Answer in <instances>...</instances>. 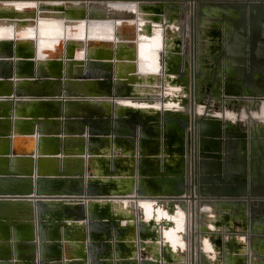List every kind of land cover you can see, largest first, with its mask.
Listing matches in <instances>:
<instances>
[{
  "label": "water",
  "instance_id": "1",
  "mask_svg": "<svg viewBox=\"0 0 264 264\" xmlns=\"http://www.w3.org/2000/svg\"><path fill=\"white\" fill-rule=\"evenodd\" d=\"M184 1L0 0V264H187L185 252L173 256L162 244L146 240L143 219L139 216L136 229L129 206L118 212L112 209L111 201L123 198L105 195L146 194L148 200L166 205L169 212L177 206L185 212L186 199L192 206L196 199L203 214L207 208L216 210L215 204L222 206L221 201L249 198L243 185L214 183L217 177L208 182V176H201L206 159L220 162L221 150L232 142L222 139L228 133L222 135V120L215 119L223 113L220 103V114L211 117L207 107L199 113L193 100L187 108L189 76L196 80V103L202 97L197 84L203 61L200 42L195 60L190 45L192 33L196 38L202 23L201 4L210 0H197L192 19ZM86 6L84 14L70 11ZM168 27L174 33L169 46ZM152 34L159 38L151 47L146 42ZM136 38V79L127 81L117 63L137 60L126 54L128 43ZM98 43L114 44L117 56H93ZM72 45L73 52L85 48V55H72L76 62L65 63L59 75V63L53 61L68 58ZM151 48L158 49V67L148 65ZM108 61L116 62L111 73ZM98 62L103 69L100 75L81 68L84 63ZM118 80L127 81L128 87ZM169 83L179 87L173 97L179 98L181 109L143 106L142 115L148 114L144 118L116 109L125 100L151 101L145 97L148 94L167 96ZM253 96L264 98L263 94ZM229 103L225 101L226 108ZM95 117L103 119L106 127L90 121L85 134L84 130L62 133L56 126L65 118L67 129H74L75 119ZM191 119L199 133L200 160L196 163H188L187 156L191 146L186 127ZM196 148L197 144L195 155ZM85 155L88 176L84 177L81 168L71 172L68 160L78 161ZM148 156L156 164L157 159L159 163L168 159L174 170L170 175L163 168L144 172L141 161ZM197 163H203L199 170ZM117 174L125 179L123 183L114 181ZM215 224L223 222L220 219ZM205 230L202 217L198 233Z\"/></svg>",
  "mask_w": 264,
  "mask_h": 264
},
{
  "label": "crops",
  "instance_id": "2",
  "mask_svg": "<svg viewBox=\"0 0 264 264\" xmlns=\"http://www.w3.org/2000/svg\"><path fill=\"white\" fill-rule=\"evenodd\" d=\"M198 4H196V11ZM201 6L205 12L201 15L202 23L199 32H196V38L192 34L190 49L195 60V50L198 49L197 46L200 42L199 53L203 58L202 66H200L201 76L203 74L204 76L200 77L199 81L203 82L202 86L209 90L203 91V102H200V98L197 103L196 98L192 99L193 106L198 109L199 113H203L207 107L209 112L206 113L208 117H211L220 114V109L214 110L216 114L210 112L212 106L219 107L220 103L223 113L222 116L217 115L218 117L216 116L215 119L222 120L220 125L222 126V135L225 136V132L228 133L232 141L229 151L226 146L221 150V167L212 168L211 159H208L207 164H210L206 166L208 177L210 179L217 177L216 181L224 185H243L249 198L245 199L244 195L238 198V202L230 200L224 201L221 207L214 206L216 210L207 208L203 226L206 229L204 233L208 240L203 245V237L199 235L198 250L203 255L200 257L198 253V258L200 257L198 262L199 264H264V98L252 97V95H264V0H221L220 2L210 0L202 3ZM168 30L170 32L166 42L169 46L174 33L169 27ZM158 38L152 34L149 42H157ZM137 47L128 44L127 56L136 58ZM112 51L115 56L116 48ZM157 51L151 48L148 53L149 60L152 55L155 60L154 63L149 61L152 68L159 66ZM137 64L135 63L134 66L136 69H138ZM131 65L133 66V63ZM132 66H126L123 68V72L126 75L132 72L131 68H134ZM193 68L195 72L197 70L195 63H193ZM99 72L98 69L94 71L97 75L103 71L100 69ZM162 73L163 71H161L160 82L164 78ZM133 76L136 77V74L134 73ZM188 80V89L192 86L195 89L194 75L189 76ZM199 81L198 83H200ZM179 92V87L169 83L165 86L167 96L157 93L148 94L145 97L151 98V101L137 103L125 100L119 103L121 108L116 107V109L129 111L128 114L131 117L135 115L142 117L141 108L143 106L176 111L182 106L179 104V98L173 97V95ZM219 93L222 94L218 95ZM232 94H239V97L232 96ZM168 95L170 96L168 97ZM192 100L187 95V108H190ZM227 100L229 102L233 100L231 102L233 108L230 105L226 108L225 101ZM113 104L116 103L113 102ZM124 106L126 108H122ZM231 110L234 112L232 115L229 114ZM123 113L119 114L124 115ZM144 120L146 121V119ZM119 127L122 129L121 126ZM222 139H226V136ZM225 155L228 157H224ZM162 162L159 163L157 159L156 164L148 156L142 159L141 168L144 172L163 168L168 173L166 175H170L174 170V163L168 159L165 160V163ZM119 176L121 175H115L114 179H117L114 181L121 184L125 179L122 180ZM158 176L163 175L158 174ZM211 182L214 181L211 180ZM111 202L112 209L116 212L126 210L128 206L132 209L137 229L140 225L139 203L118 204L114 201ZM165 207L166 205L157 202L144 203L145 214L142 219L145 239L149 241L152 239L162 244V248L170 255L184 256L186 246L182 243L181 227H178L181 219L180 210L175 209V211L169 212V210H165ZM200 213L201 219V210ZM220 219L223 224H215ZM158 233L160 235L157 238ZM153 237L157 239H153ZM149 254H153V251H149ZM152 260L156 261V259ZM145 262L147 261L145 260Z\"/></svg>",
  "mask_w": 264,
  "mask_h": 264
},
{
  "label": "bare ground",
  "instance_id": "3",
  "mask_svg": "<svg viewBox=\"0 0 264 264\" xmlns=\"http://www.w3.org/2000/svg\"><path fill=\"white\" fill-rule=\"evenodd\" d=\"M87 1V0H86ZM195 2V1H194ZM193 2V3H194ZM86 4H87V2H85ZM117 3V2H116ZM134 4H135V9L136 10H138V8H137V6H138V3H137V1H135L134 2ZM71 12H73V13H81V14H84L86 11H87V6L86 7H78L77 9H74L73 8V10H70ZM115 11H119L118 9H115ZM204 12H205V10H204ZM12 13V12H11ZM187 13H188V15H189V17H190V10H187ZM203 26V25H202ZM208 26V25H207ZM104 31H101L100 33L101 34H105V33H103ZM204 32V31H203ZM193 34V33H192ZM131 37H137L136 35H133V36H131ZM137 41H138V39L136 38V39H134V40H131L128 44H132V45H135V46H137ZM100 43V42H99ZM98 43V44H99ZM148 45H152V46H156L157 44V42H146ZM10 44H14L13 42H11ZM79 44V43H78ZM21 45L23 46V45H25L23 42H21ZM99 46L100 47H98L97 46V50H95V53L94 54H92L93 56H97V57H100V58H107V57H112L113 59L117 56V54H115V56H114V52L112 51V50H114V44L112 45L111 43H101V44H99ZM103 46H104V48H103ZM25 47V46H24ZM113 48V49H112ZM155 50H158V49H155ZM85 52H86V49L84 48V52H83V50L81 49H76L74 52H73V45L72 46H70L69 48H68V51H67V53H66V55H68L69 57L68 58H66V59H63L62 61H60V60H54L53 61V63H59V69H58V71H59V75H63V73H64V65H65V63L67 64V65H73L75 62H76V60H75V58H73V61L71 60L72 58H70L72 55H74V56H76V57H79L80 55H85ZM116 53H118V50L116 51ZM89 55H91V54H89ZM130 58H134V57H132V56H129ZM77 59H79V58H77ZM135 59H137V60H135V62L134 61H131V60H128V62H121V63H117V65H119V66H121V67H123V68H126V66H132L131 64L133 63V66L132 67H134L135 66V63H139V58H135ZM72 61V62H71ZM149 61H153V63H154V58H153V55H152V57H151V60H148V64H149ZM35 61H33V63H34ZM70 63H73V64H70ZM108 63V64H107ZM116 62H113V61H108V62H106V64L109 66V71H111V69L114 67V66H116V64H115ZM123 64V65H122ZM1 65V64H0ZM90 65V66H89ZM88 66H87V64L86 63H84L83 64V66H81V68H91V70H93L94 69V71L96 70V69H98V72L100 71V66H101V62H98V63H90ZM2 66V65H1ZM134 70H136V68L134 67V68H131V71L132 72H129L127 75L126 74H124L125 76H127L128 78L126 79L127 81H129V80H131V81H134L135 79H136V77L135 76H133L134 75ZM101 71H103V69L101 70ZM100 73V72H99ZM102 74V73H101ZM119 81V83L121 84V85H123L124 87H128V85H127V81H125V80H118ZM188 96L191 98V100L193 99H195L196 98V89H194V87H193V89L192 88H190V89H188ZM220 94H222V93H219L218 95H220ZM226 94H228V93H226ZM228 95H230V94H228ZM241 95V94H240ZM146 96V95H145ZM232 96H238L239 97V94H232ZM192 102V101H191ZM194 102V101H193ZM62 104H63V106H65V101H62ZM257 106V105H256ZM194 107V106H193ZM201 110H202V108H201ZM259 110V109H258ZM229 114L230 115H232V114H234V112L231 110V111H229ZM189 119V118H188ZM77 119H75L73 122L75 123V128L74 129H67V127L65 126V124H64V121H65V118H63V119H60L59 120V124H56V126L57 127H59L58 129H59V131H61L62 133H64V132H66V130L67 131H70V132H75V131H79V132H81V131H85V134H86V131H87V126H89V123H90V121H92V122H96V124H97V126L99 127V128H105L106 126H104V124H103V122L101 121V120H103V119H98V118H94L93 120H90V118H88L87 120H81V121H79V120H77ZM35 121H33V123H34ZM192 122V119H191V121L189 122V124H188V126L186 127V136H187V139H188V146L190 145L191 146V144H193L194 143V146H192V150H194V151H192V155H193V158L195 159V163L196 162H198L199 160H200V149H199V133H198V131H197V129L195 130V128L197 127V123H191ZM7 124V123H6ZM25 124V123H24ZM117 125H119L118 123H117ZM28 127V126H27ZM25 125H24V128H27ZM41 127L44 129V130H46L47 129V126H45L44 124L43 125H41ZM112 127H114V125L112 126V124H111V128ZM117 127V126H116ZM198 128V127H197ZM193 133H194V135H193ZM195 136V138H194V140H191V137L193 138ZM226 139H230V136L228 135V137L226 136ZM86 141V140H85ZM192 141V142H191ZM232 142V141H231ZM195 144H197V148H196V155H195ZM224 146H225V144H224ZM230 146H231V144H230V142H228V143H226V149L229 151L230 150ZM187 156H188V159H189V157L191 156V148H190V150L188 149L187 150ZM87 159H88V157L85 155L84 157L83 156H81L80 157V159L77 161V159L75 160H72V159H70V160H68V163H69V169L71 170V172H75V170H76V168H81V171L83 172V175H84V177L85 176H88V174H87V169H86V165L88 164V163H86L87 162ZM208 159H210V158H208ZM208 159H206V161H207V163H208ZM203 161H205V160H203ZM221 162H222V157H221V159H220V162H218L217 160H212L211 159V161H210V163H212L211 164V166H212V168L213 167H217L218 165L221 167ZM198 164V163H197ZM203 164V163H202ZM208 166L210 165V164H207ZM206 165V166H207ZM85 179V178H84ZM95 196V195H94ZM100 196H103V195H100ZM105 196H109V197H114V198H123V199H121V200H114V202H117L118 204H122V203H139V206H140V218H142V216L145 214V212H144V203L145 202H154V201H150V200H148L147 198L149 197L148 195H146V194H134V195H127L128 197H125L126 195H105ZM142 198H146V199H144V200H140V199H142ZM86 199H88V198H86ZM84 200H85V198H84ZM187 200V207H186V211L184 212L183 210H180V208L177 206L175 209H179L180 210V217H181V219H180V223H179V225H178V227H181L180 228V235H181V239H182V243L186 246V253H185V255L187 256V260H186V263L187 264H199V262H198V253H199V250H198V244H200V238H199V235H201L202 237H203V239H202V241H203V245H204V243H206L207 242V240H208V237L206 236V234L205 233H203V234H200V232L198 233V228L200 229V221H201V219H200V216H201V213H200V210H198L199 208H198V204L196 205V199H194V205L192 206L191 205V201H189V199H186ZM210 202V201H209ZM222 203L224 202V201H221ZM217 207H221V204H215ZM165 210H168L166 207H165ZM204 213V211H202V217L204 218V216H205V214H203ZM198 216H199V218H198ZM206 219V218H205ZM205 219H203V222H205ZM85 228H86V226H85ZM205 228V227H204ZM80 232L81 231H84V232H86L85 231V229L83 230H79ZM200 231V230H199ZM183 232L185 233V236L183 237ZM198 242V243H197ZM183 248H184V246H183Z\"/></svg>",
  "mask_w": 264,
  "mask_h": 264
},
{
  "label": "rangeland",
  "instance_id": "4",
  "mask_svg": "<svg viewBox=\"0 0 264 264\" xmlns=\"http://www.w3.org/2000/svg\"><path fill=\"white\" fill-rule=\"evenodd\" d=\"M195 1V2H194ZM194 2V3H193ZM184 3H186L185 5H186V10H190V19H192V17L194 18V16H195V11H196V4H197V0H190V1H188V0H186V1H184ZM204 3V2H203ZM199 5V4H198ZM202 5V4H201ZM224 8V7H223ZM205 48V47H204ZM203 51H205V49H202ZM204 76V74L201 76L200 75V77H203ZM200 80H201V78H199ZM199 79H198V81H199ZM200 83H198L199 84V86H198V90L200 91V92H202V97L200 98V102H203L202 101V99H203V97H204V93H203V91H207V90H209L208 88H206V87H203L202 85H203V82H201V81H199ZM213 90V89H212ZM217 90V89H216ZM233 101V100H232ZM232 101H230V103L229 104H231L232 105ZM230 105V106H231ZM234 105V104H233ZM230 106H228V107H230ZM232 108L234 107V106H231ZM219 109V107H217V105H214V106H212V108H211V111L210 112H213V113H216V112H214V110H218ZM143 116V118L144 117H147L148 116V114H143L142 115ZM77 120H79V121H81L82 119H80V118H78ZM76 120V121H77ZM111 123H112V120H111ZM119 124V123H118ZM114 125V124H113ZM116 125V124H115ZM120 125V124H119ZM136 125H139V124H137L136 123ZM136 125H135V127H136ZM188 126V125H187ZM121 127H124V126H121ZM137 128V127H136ZM135 128V129H136ZM137 132V131H136ZM193 135H194V133H193ZM194 138H195V136L192 138L191 137V140H194ZM192 142V141H191ZM192 146H194V143L193 144H191V156L189 157V159H188V163H195V159L193 158V155H192V151H194V150H192ZM119 165H121L120 163H119ZM200 166H202V164H197V169L199 170V168H200ZM121 169V168H120ZM205 169L206 170H203L202 172H201V176H203L204 178H207V176H208V173H207V171H208V169L205 167ZM198 170H197V176L199 175V173L200 172H198ZM208 179V182H210L209 180H210V178H207ZM188 181V180H187ZM215 183H217V181H215ZM194 190H195V186H194ZM231 199H233V198H231ZM234 201H236V202H238L237 200H234Z\"/></svg>",
  "mask_w": 264,
  "mask_h": 264
},
{
  "label": "flooded vegetation",
  "instance_id": "5",
  "mask_svg": "<svg viewBox=\"0 0 264 264\" xmlns=\"http://www.w3.org/2000/svg\"><path fill=\"white\" fill-rule=\"evenodd\" d=\"M198 84V83H197ZM198 86H199V84H198ZM200 98V97H199Z\"/></svg>",
  "mask_w": 264,
  "mask_h": 264
}]
</instances>
